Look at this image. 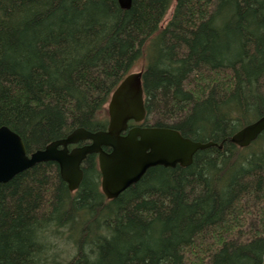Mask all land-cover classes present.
<instances>
[{
	"label": "trees",
	"instance_id": "1",
	"mask_svg": "<svg viewBox=\"0 0 264 264\" xmlns=\"http://www.w3.org/2000/svg\"><path fill=\"white\" fill-rule=\"evenodd\" d=\"M144 125L214 142L117 199L96 155L71 192L55 163L0 184V264H264V0L0 1V127L27 153L108 125L139 65ZM152 123V124H151Z\"/></svg>",
	"mask_w": 264,
	"mask_h": 264
},
{
	"label": "water",
	"instance_id": "2",
	"mask_svg": "<svg viewBox=\"0 0 264 264\" xmlns=\"http://www.w3.org/2000/svg\"><path fill=\"white\" fill-rule=\"evenodd\" d=\"M118 4L122 10L129 11L133 0H118ZM107 108L109 124L106 131L77 129L65 139L31 154L27 153L17 133L6 126L0 127V184L9 183L37 165L51 162L58 165L68 189L76 192L83 180L85 160L89 155H98L102 192L107 199L114 200L140 182L152 168H187L193 164L198 152L223 147L214 142L192 141L170 128L135 127L129 130L130 122L140 124L147 115L142 73L127 76L112 94ZM126 132L127 135H123ZM263 133L264 116L239 130L231 143L247 148ZM82 142L90 144L79 147ZM104 148L111 151L108 153Z\"/></svg>",
	"mask_w": 264,
	"mask_h": 264
},
{
	"label": "flooded vegetation",
	"instance_id": "3",
	"mask_svg": "<svg viewBox=\"0 0 264 264\" xmlns=\"http://www.w3.org/2000/svg\"><path fill=\"white\" fill-rule=\"evenodd\" d=\"M108 124H109V119H108ZM135 127H139V128H142V129L150 128V127L145 126V125H144V122H142V123H140V124H137V123H135V122H130V123H129V130L132 129V128H135ZM107 128H108V125H107L106 129H104V130H102V131H106ZM123 135H127V132L124 133ZM89 144H90V142H82V143L79 144L78 146H79V147H82V146H84V145H89ZM74 147H75V146L70 147V149H73ZM104 150H105L106 152H108V153L111 151V150L108 149V148H104ZM96 160H97V168H98V170H99V172H100L98 155H96ZM85 161H86V160H85ZM84 164H85V162H84ZM84 164H83V166H82V169H83V167H84ZM83 176H84V172H83ZM101 179H102V178H101V173H100V183H101ZM101 190H102V189H101Z\"/></svg>",
	"mask_w": 264,
	"mask_h": 264
},
{
	"label": "rangeland",
	"instance_id": "4",
	"mask_svg": "<svg viewBox=\"0 0 264 264\" xmlns=\"http://www.w3.org/2000/svg\"><path fill=\"white\" fill-rule=\"evenodd\" d=\"M143 63H144L143 61L141 63H139V65L132 71V74H138V73H140L141 72V68L144 65Z\"/></svg>",
	"mask_w": 264,
	"mask_h": 264
},
{
	"label": "bare ground",
	"instance_id": "5",
	"mask_svg": "<svg viewBox=\"0 0 264 264\" xmlns=\"http://www.w3.org/2000/svg\"><path fill=\"white\" fill-rule=\"evenodd\" d=\"M90 156V155H89Z\"/></svg>",
	"mask_w": 264,
	"mask_h": 264
}]
</instances>
